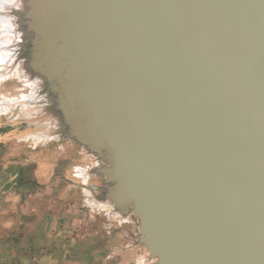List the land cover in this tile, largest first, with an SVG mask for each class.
Returning a JSON list of instances; mask_svg holds the SVG:
<instances>
[{"label": "water", "instance_id": "95a60500", "mask_svg": "<svg viewBox=\"0 0 264 264\" xmlns=\"http://www.w3.org/2000/svg\"><path fill=\"white\" fill-rule=\"evenodd\" d=\"M32 1L37 64L160 264H264V0Z\"/></svg>", "mask_w": 264, "mask_h": 264}, {"label": "rangeland", "instance_id": "374dc122", "mask_svg": "<svg viewBox=\"0 0 264 264\" xmlns=\"http://www.w3.org/2000/svg\"><path fill=\"white\" fill-rule=\"evenodd\" d=\"M33 10L32 0H0V201L33 184L21 201L33 196L26 208L42 220L34 231L54 235L77 258L68 264H160L141 223L122 217L134 210L115 207L108 154L74 134L60 90L38 69Z\"/></svg>", "mask_w": 264, "mask_h": 264}, {"label": "crops", "instance_id": "0c3cea01", "mask_svg": "<svg viewBox=\"0 0 264 264\" xmlns=\"http://www.w3.org/2000/svg\"><path fill=\"white\" fill-rule=\"evenodd\" d=\"M38 178L37 173L32 183ZM33 189V184L25 189L14 186L0 201V264H68L77 258L69 255L54 235L44 238L34 231V225L41 224L42 220L35 210L26 208L28 199L33 196L24 203L21 201L22 190L33 194ZM49 192H54L53 186L41 189L42 194ZM11 213H15L14 216H7ZM58 219L59 216L55 221Z\"/></svg>", "mask_w": 264, "mask_h": 264}, {"label": "bare ground", "instance_id": "6f19581e", "mask_svg": "<svg viewBox=\"0 0 264 264\" xmlns=\"http://www.w3.org/2000/svg\"><path fill=\"white\" fill-rule=\"evenodd\" d=\"M5 17V16H4ZM11 49V48H10ZM46 68L47 67H39L38 66V69L42 72V73H48V71L46 70ZM25 72H27V71H25ZM121 193L120 192H118V191H113L112 192V199L114 200V204H115V207L116 208H119V206L121 207V204H122V202H121V200H120V198H121ZM119 212H122V211H119ZM134 214H135V216L131 213V214H127V213H122V217L123 218H127V217H129V218H131L133 221H135L138 225H139V222L142 224V220L140 219V217H139V215L137 214V212H134ZM141 224H140V226H141ZM143 231V230H142ZM143 234H144V232H143ZM145 235V234H144ZM145 238H146V236H145ZM145 238H144V241H145ZM146 242V241H145ZM147 244V243H146ZM155 257H156V255H154ZM154 260V259H153ZM168 264V263H167Z\"/></svg>", "mask_w": 264, "mask_h": 264}]
</instances>
